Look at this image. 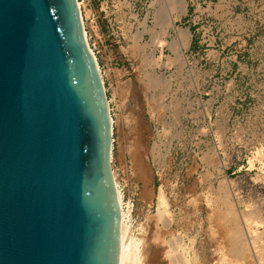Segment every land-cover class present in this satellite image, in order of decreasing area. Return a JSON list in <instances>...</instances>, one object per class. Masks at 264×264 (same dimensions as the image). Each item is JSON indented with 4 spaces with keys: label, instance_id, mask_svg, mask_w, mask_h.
<instances>
[{
    "label": "rangeland",
    "instance_id": "obj_1",
    "mask_svg": "<svg viewBox=\"0 0 264 264\" xmlns=\"http://www.w3.org/2000/svg\"><path fill=\"white\" fill-rule=\"evenodd\" d=\"M178 1L79 0L132 236L167 261L264 264V0H186L176 18ZM235 220L250 246L242 259L223 235Z\"/></svg>",
    "mask_w": 264,
    "mask_h": 264
},
{
    "label": "water",
    "instance_id": "obj_2",
    "mask_svg": "<svg viewBox=\"0 0 264 264\" xmlns=\"http://www.w3.org/2000/svg\"><path fill=\"white\" fill-rule=\"evenodd\" d=\"M105 84L77 0H0V264H119Z\"/></svg>",
    "mask_w": 264,
    "mask_h": 264
},
{
    "label": "bare ground",
    "instance_id": "obj_3",
    "mask_svg": "<svg viewBox=\"0 0 264 264\" xmlns=\"http://www.w3.org/2000/svg\"><path fill=\"white\" fill-rule=\"evenodd\" d=\"M179 3L175 6V11H176V18H180L182 15L186 14L187 11V2L186 0H180L178 1ZM77 3L80 7L81 10V4L79 2V0H77ZM171 12V11H170ZM82 14V11H81ZM165 18V17H164ZM167 18V17H166ZM168 20V19H167ZM174 20V18H173ZM83 21V25H84V20L82 18ZM84 30H85V26H84ZM85 35H86V40L88 43V39H87V33L85 30ZM180 39V38H179ZM176 42V41H175ZM178 43V42H176ZM189 44V38L188 35H182L181 40L179 42L180 46H184V48L187 49V46ZM89 46V43H88ZM90 48V46H89ZM181 48V47H180ZM179 50V49H178ZM182 50V49H181ZM180 50V51H181ZM91 53L93 54L96 62L97 59L93 53V51L90 48ZM98 68L100 70L99 64L97 62ZM101 72V71H100ZM102 75V74H101ZM109 103V108H110V102L108 100ZM171 104V103H170ZM169 106V104H168ZM174 122V121H173ZM175 125V124H174ZM112 126H113V119H112ZM213 157V156H212ZM113 175H114V179H115V183H116V187H117V192H118V202L121 208V243H120V263L119 264H200L199 259L197 256H195L194 258H192L193 260H188L187 258H185L184 261H182V259L180 258L181 261H174L173 257L170 258V261H167L166 259V252L164 251V249H160L156 246V244L153 242L154 240H152V238H148L146 244L144 240V247H142L143 249H141L140 245L141 243V238H136L132 236V224L131 223V210L132 208H128V210L124 207V202H123V198H122V194L119 188V184L115 175V172L113 171ZM226 191V190H225ZM223 200V199H222ZM224 201V200H223ZM229 201V200H228ZM234 202V201H233ZM226 203V202H225ZM231 203V202H230ZM229 204V203H228ZM227 204V205H228ZM229 212L228 214L230 215V217H237V215L235 214V212L232 209V205L229 204ZM167 204L165 199L162 197L159 198V206H158V216L160 217V219H164L165 221V227L168 228L169 224H170V220L165 219L166 217V213H167V208H166ZM226 212V210H225ZM226 212V213H227ZM234 213V214H233ZM226 214V216L228 215ZM236 215V216H235ZM216 216V215H215ZM223 216V215H222ZM228 217V216H227ZM225 218V217H224ZM229 220V217L227 218ZM237 219V218H236ZM227 221V220H226ZM240 221V220H239ZM236 220L233 222L235 223ZM229 223V222H228ZM232 223V222H231ZM232 223V225H233ZM244 223V222H241ZM219 224V223H218ZM246 224V223H245ZM157 225V224H156ZM171 225V224H170ZM231 225V227H232ZM236 227H232L230 228V225L227 228H224V232L223 235L225 236V238L227 239L228 242V248L227 251L229 252L230 255H232L233 257H235L236 259H242L244 258V256H246L250 250V246L247 247L248 244V239L246 237L245 234V230H243L242 225H240V222H236L235 223ZM252 229V227H250ZM223 229V228H221ZM263 230V229H262ZM218 231V230H217ZM245 231V232H244ZM256 231V230H255ZM258 231V230H257ZM256 231V232H257ZM166 232V231H165ZM164 233V232H163ZM264 233V232H263ZM222 234V233H221ZM252 234V233H251ZM156 235V234H155ZM257 235V234H256ZM262 235V234H260ZM255 239V238H254ZM143 240V239H142ZM152 240V241H151ZM260 240V239H259ZM226 241V240H225ZM180 242V241H178ZM259 243V242H258ZM255 244V242H254ZM192 245V244H191ZM187 250V249H186ZM169 251V250H168ZM190 253V251H189ZM163 254V255H162ZM228 254V253H227ZM252 254V253H251ZM250 255V254H249ZM163 256V259L162 257ZM192 257V255H191ZM179 258V257H178ZM190 258V257H189ZM253 258V256L251 257ZM255 258V257H254ZM173 259V260H171ZM246 259V257H245ZM256 259V258H255ZM169 260V259H168ZM247 260V259H246ZM244 261V260H243ZM256 261V260H255Z\"/></svg>",
    "mask_w": 264,
    "mask_h": 264
}]
</instances>
